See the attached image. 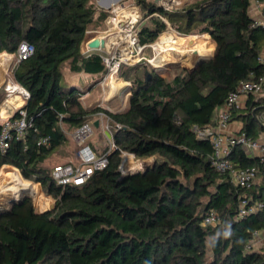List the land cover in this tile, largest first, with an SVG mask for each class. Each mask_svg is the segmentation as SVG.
<instances>
[{
	"label": "trees",
	"instance_id": "16d2710c",
	"mask_svg": "<svg viewBox=\"0 0 264 264\" xmlns=\"http://www.w3.org/2000/svg\"><path fill=\"white\" fill-rule=\"evenodd\" d=\"M254 1L262 0H192L167 10L135 0L148 20L139 29L142 45L154 44L170 26L180 36H210L216 49L193 71L176 68L172 79L154 68L130 77L123 66L120 78L131 83L129 106L111 113L86 107L84 87L64 73L66 64L71 74L107 73L101 55H84L82 45L108 11L93 0H0V55L15 54L22 42L35 48L12 72L30 93L24 109L33 128L0 153V171L19 169L56 201L45 213L36 212L31 197L0 209V264H264V250L250 248L255 234L264 232V207L240 216L244 200L252 199L247 207L264 203V162L241 146L233 149L235 168H256L262 179L243 190L214 169L213 146L193 131L213 126L217 110L242 82L264 79V26H254ZM4 99L0 88V105ZM98 113L122 126L114 133L118 148L108 168L85 186H58L43 164L69 142L63 125L81 127ZM262 115L264 99L250 95L231 121L242 122L241 133L257 139ZM42 137L50 143L39 146ZM121 150L137 159L156 157L155 163L122 177ZM212 212L218 222L205 226Z\"/></svg>",
	"mask_w": 264,
	"mask_h": 264
},
{
	"label": "built area",
	"instance_id": "2783aa9c",
	"mask_svg": "<svg viewBox=\"0 0 264 264\" xmlns=\"http://www.w3.org/2000/svg\"><path fill=\"white\" fill-rule=\"evenodd\" d=\"M257 4L262 10V16L261 20L255 21L254 26H264V0L257 1ZM166 9L173 10L172 7ZM108 13L106 30L96 38V40H100V46L98 48H91L90 44H88L85 55L92 53L101 55L107 74L113 77L120 72L123 66L139 65L145 59L144 51L148 47H153L155 49L158 46L156 45L157 42L156 44L146 46L140 43L139 24L144 14L141 6L125 3L116 4ZM88 33L89 32H87V34ZM34 52L35 48L33 45L28 42H22L15 54L5 53L4 55L10 57L15 67L16 64L30 58ZM259 61L264 66V54L260 56ZM150 63L153 64L152 61H150ZM153 66L157 69L164 68L163 66ZM12 72L13 70L9 72L4 82L0 83V88H4L5 90V102H9L11 98L19 96L23 103L20 106H16L14 113L11 115L0 113L1 154H5L8 151L14 138L18 140L24 139L29 130L33 128V124L28 119L27 111L24 109L25 104L31 97L30 93L15 81L14 77L11 75ZM263 93L264 79L260 81L249 80L242 82L237 91L230 93L225 105L217 110L216 121L213 126H195L193 128L198 139L207 140L213 146L214 157L212 166L214 169L220 174H228L232 182L243 190H249L253 187L258 174L257 169L252 167L236 169L233 162L229 159V156L236 146H241L249 153L260 152L262 154L261 161L264 162V139H253L248 137L245 133L232 136L228 134V128L232 120V112L238 107L241 96H258ZM16 113L17 115L14 116ZM104 116L109 118L105 113H100V120H103ZM113 125V128H107L106 131L103 132L104 138L106 139V147L101 152L90 143V139L95 133L94 124L92 122H86L81 127L70 129L69 137L77 144L75 160L73 162L57 164L52 168L51 175L58 186L64 188L70 186H85L90 182L96 172L104 171L108 168L110 164V155L118 148L114 140V131L116 132L122 128L119 124L114 123ZM111 129H114V131ZM49 143L50 139L48 137H42L38 145H48ZM121 158L123 159V164L120 166L119 170H121L123 174L135 173V171L133 172L130 170L131 167H128L129 172L126 173L124 164L131 159H137L136 156L130 152L121 150ZM144 170L141 169L138 172H144ZM251 200L252 199L243 201L240 216L250 215L264 207V203L260 201L247 207ZM217 222L218 216L216 213L212 212L204 220V225H214ZM259 234L264 236V232H260L256 233L254 238ZM250 248H252V245H250Z\"/></svg>",
	"mask_w": 264,
	"mask_h": 264
},
{
	"label": "rangeland",
	"instance_id": "374dc122",
	"mask_svg": "<svg viewBox=\"0 0 264 264\" xmlns=\"http://www.w3.org/2000/svg\"><path fill=\"white\" fill-rule=\"evenodd\" d=\"M152 2L158 3L159 5L165 7V8H173V10H177L182 8L185 3L187 2H191L192 0H150ZM94 4L101 9V6L99 5V3L96 0H93ZM136 4L135 0H124L119 4ZM137 5V4H136ZM144 19V14L142 16V21L139 24V29L142 23H147L148 20H143ZM105 26L106 28V21L103 23H101L99 26L94 27L93 29H102ZM167 32H172L174 33V38H171L169 36V34H167ZM167 35V38L171 41L173 39H176L177 37H181L180 35L178 36V34H176V32L169 26L168 29L161 34V36H159V38L157 39V43H159V41L161 40V38ZM169 36V37H168ZM194 37V35H192ZM190 36V37H192ZM197 37V35H195ZM184 37V36H182ZM188 37V38H190ZM166 39V38H164ZM212 40L211 38L208 41V44L204 47V49H202V56H208L211 55V53H214L215 51V42L212 40V42L210 41ZM189 41V40H188ZM156 42L154 44H156ZM153 45V44H152ZM157 45V44H156ZM155 46V45H154ZM180 49L178 52H172L173 61L172 64H168L167 66H164L165 68L161 69L158 68V72L161 73L164 77H166L167 79H172L175 74L179 73V70H176V68L174 67V63H182L185 66H187L188 68L192 67V61L190 60L189 56L187 54L182 55V50L185 51L186 49L184 48H180V47H176V49ZM160 54V48H153V47H148L145 51H144V57L145 59L138 65V67L135 68V70L130 71L129 68H134V66H126V69H124L123 71H125V74H129L130 77H132L133 75L137 74L139 76L145 77L147 72H151L152 68H156L155 66H159L162 67L160 65H156V59L158 57V55ZM182 55V56H181ZM163 59V58H162ZM154 62L153 64L150 63V61ZM15 64H13L14 66ZM15 67H13L14 69ZM157 69V68H156ZM155 69V70H156ZM169 69V70H168ZM64 73L66 74V77L68 79V81L70 82V79L77 81L78 78H80V87H84V91H85V96L82 98V102L86 107H93V108H103L105 110H108L111 113H117V112H123L125 111L128 106H129V98H130V88H131V83L127 82L123 79L120 78V72L117 75L109 76L107 73L105 75L99 76V77H95V76H84L82 75H77V74H71L69 73V68H68V64L65 65L64 67ZM116 79V81H120L122 83H124V88H121L120 91L112 96L110 98L111 95V89L109 87L110 82L112 81V79ZM77 84V83H75ZM91 85V86H89ZM90 87V88H88ZM100 113H98L97 115H95L94 117H92L91 121L94 124V135L93 137L90 139V143L99 151H103V149L106 147V139L104 138V133L106 131L107 128H113V124L114 122L107 118L106 116H104L103 120H100L99 118ZM99 123V126L96 127L95 123ZM63 129L66 131V136L69 139V142L56 154L52 155L49 159H47L45 161V163L43 164V167L45 169H47L48 171H51L52 168L57 165V164H61V163H68L69 158H72L77 150V144L69 137V131L70 129L63 125ZM112 131H114V129H111ZM115 133V131H114ZM102 136V137H101ZM156 159V157H151L148 159H131L130 161H128L127 163H125L124 165V169L127 172H129L128 167H132L130 170H132L133 172L135 171H140L141 169H145V166L147 164H153L154 160ZM71 160V159H70ZM123 160V159H122ZM134 161V162H133ZM143 163H142V162ZM73 162V161H72ZM138 162V163H137ZM130 163V164H128ZM123 164V161L121 163V166ZM6 166H4L2 168V170L0 171V178H1V174L2 172H4V168ZM10 168L11 173L15 176V177H21L24 179L21 171L19 169H14L15 167L13 166H8ZM26 180V179H24ZM27 182L35 185V191L36 194H28L29 196H31V198L33 199L34 202V207L36 212L41 213V212H45V211H51L55 209V204L56 201L52 198L49 197L45 194L43 187L41 186V184L39 183H35L33 181H28ZM262 182L261 176H257L256 180L254 182V185L256 184H260ZM4 195V196H3ZM0 196V208L1 207H7L8 206V196L6 194H3ZM256 239V237L254 238V240ZM253 240V241H254ZM252 241V243H253ZM262 248H264V245L261 247V245H259L258 243H255V245L252 247V250L254 251H258L261 250Z\"/></svg>",
	"mask_w": 264,
	"mask_h": 264
},
{
	"label": "bare ground",
	"instance_id": "6f19581e",
	"mask_svg": "<svg viewBox=\"0 0 264 264\" xmlns=\"http://www.w3.org/2000/svg\"><path fill=\"white\" fill-rule=\"evenodd\" d=\"M169 34H171V32ZM209 39L210 36H192L190 38L181 36L170 41L164 35L159 41V43H157V46L160 48V54L158 55L156 62L159 65L163 66V64L173 61L172 59L174 58L172 52H178L180 49H176V47H180L186 49L185 51L182 50L181 53L182 55L187 54L189 56L193 66V62L201 57L202 49H204V47L208 44ZM6 68L7 67H5L4 69ZM1 70L2 68L0 67V71ZM124 86V83L116 81V79L113 78L109 85L111 89L110 98L116 95L121 88H124ZM3 194H6L8 196L9 201L20 199L25 194H36L35 185L27 182L21 177H15L11 173L10 168L6 166L0 178V196Z\"/></svg>",
	"mask_w": 264,
	"mask_h": 264
},
{
	"label": "crops",
	"instance_id": "0c3cea01",
	"mask_svg": "<svg viewBox=\"0 0 264 264\" xmlns=\"http://www.w3.org/2000/svg\"><path fill=\"white\" fill-rule=\"evenodd\" d=\"M250 14H251L252 18L255 21L256 20H261L262 10H261V8H259V6L257 4V1H254L252 3ZM99 28L98 29H92V30L88 31L89 33L86 35L85 40H84L83 45H82V53L84 55H85V52L87 51L88 44H90L92 41L96 40L98 35L102 34L106 30L105 26L103 27V30L99 29ZM167 33L169 34L170 32H167ZM176 34H178V33L176 32ZM169 35H170L171 38H174V36H175L174 33H172V32ZM178 36H179V34H178ZM165 37H167V36L165 35ZM210 41L212 42V40H210ZM187 43H188V41H187ZM215 49H216V46H215ZM4 54L5 53L0 55V67L2 68V70L0 71V83L4 82L5 78L7 79L8 75H9V72L11 70H13V67H14L12 62H11L10 57H8V56H6ZM93 54H98V53H92V54H89V55H86V56H91ZM262 54H264V49L262 51ZM211 55H212V53H211ZM169 63L172 64V62H169ZM169 63L163 64V67L167 66ZM156 65H159V64L156 63ZM160 66H162V65H160ZM5 67H7V68L4 69ZM82 74L83 73L77 74V75H82ZM11 75L13 76V74H11ZM84 76H90V75L83 74V77ZM94 76L97 78V77L102 76V75H94ZM80 80H81L80 78H78L77 81H75L73 79L72 80L70 79V82L78 84V83H80ZM253 96H255V95H253ZM255 97L264 99V93L261 94V95L255 96ZM249 98H250V95H242L237 108L244 109L248 105ZM22 103H23V101H22L21 97H19V96H15V97L11 98V100L9 102H5V99H4V101L0 105V113H3L4 115H11V114L14 113L15 107L22 105ZM260 121L264 124V115H262L260 117ZM242 128H243V123L242 122L237 121V120L231 121V123L229 125V128H228V134L232 135V136H235V135L241 133ZM257 139L258 140H263L264 139V131L261 132L259 138H257ZM247 153L249 154V156H251L253 158H260L261 159V157H262V154L260 152H253V153L247 152ZM74 160H75V155L72 158H69L70 162H72ZM256 185H259V184H256ZM255 243H258L262 247L264 245V236L262 234H259L256 237V239L253 241V243L251 244L252 247L255 245ZM263 250H264V248H262L261 250H258V251H263Z\"/></svg>",
	"mask_w": 264,
	"mask_h": 264
},
{
	"label": "water",
	"instance_id": "95a60500",
	"mask_svg": "<svg viewBox=\"0 0 264 264\" xmlns=\"http://www.w3.org/2000/svg\"><path fill=\"white\" fill-rule=\"evenodd\" d=\"M99 5L101 6V8L105 11H109L111 10V8L116 5V4H119L121 3L122 1L124 0H96ZM158 4V3H157ZM100 46V40H95L94 42L90 43V47L91 48H98ZM213 57V54L212 55H208V56H202L200 57L199 59H197L196 61L193 62V66L191 68H188L187 66H185L184 64L182 63H174V67L175 68H183V69H186V70H190V71H193L196 67H198L201 63H203L204 61H207V60H210L211 58ZM156 69V68H155ZM156 71H159L158 69H156ZM95 126L98 127L99 126V123H95ZM155 163V160L154 162ZM152 165V164H151ZM150 164H147L145 166V170L144 172H146L150 166ZM136 173H140V172H135V173H132V174H136ZM119 174L122 176V177H125L129 174H123L121 170H119ZM27 197H31L29 196L28 194H25L24 196H22L20 199H16V200H10L8 202V206L7 207H10V206H13L19 202H21L22 200H24L25 198ZM2 208H5V207H1L0 209ZM45 212H48V211H45ZM45 212H41V213H45Z\"/></svg>",
	"mask_w": 264,
	"mask_h": 264
}]
</instances>
